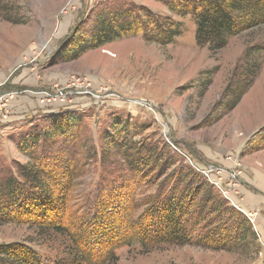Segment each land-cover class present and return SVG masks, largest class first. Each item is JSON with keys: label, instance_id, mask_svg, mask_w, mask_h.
Returning <instances> with one entry per match:
<instances>
[{"label": "rangeland", "instance_id": "374dc122", "mask_svg": "<svg viewBox=\"0 0 264 264\" xmlns=\"http://www.w3.org/2000/svg\"><path fill=\"white\" fill-rule=\"evenodd\" d=\"M101 1L115 0H0V178L17 175L20 165L33 161L19 150L26 136L42 128L48 118L74 112L85 118L75 152L78 156H74L81 174L73 182L68 204L72 218L85 217L102 176L114 167L101 164L100 140L116 118L121 119L124 149L167 145L171 154H167L164 169L176 163L167 173L160 169L162 164L156 169L151 165L135 181L133 218L143 215L163 187L170 189L167 177L175 168H190L201 175L188 158L195 166H230L227 158L231 156L242 167L243 193L247 177L264 184V26L230 38L222 50L211 51L197 44L194 18L174 16L185 32L169 46L148 43L139 35L90 50L75 61L59 60V49ZM130 1L169 15L153 0ZM257 62L259 68L254 67ZM73 78L87 79L91 96H66L71 90H62L63 85ZM48 90L66 103L55 110L41 106L39 94ZM73 97L77 99L72 101ZM164 151L169 152L167 147ZM132 153L129 150L128 157L133 159ZM205 183L223 199L208 180ZM201 200L189 218L190 229L198 219L195 213ZM240 203L249 213L245 200ZM9 213L17 215L16 210ZM255 214L251 222L255 239L233 251L210 250L194 243L143 247L135 241L115 251L116 261L106 259L101 264H264L258 237L259 233L264 238L260 224L264 207ZM49 234L25 218L0 222V244L20 243L51 263L69 262L72 247L68 238Z\"/></svg>", "mask_w": 264, "mask_h": 264}, {"label": "trees", "instance_id": "16d2710c", "mask_svg": "<svg viewBox=\"0 0 264 264\" xmlns=\"http://www.w3.org/2000/svg\"><path fill=\"white\" fill-rule=\"evenodd\" d=\"M153 1L164 6L169 15L130 0L99 2L59 49V60L75 61L90 50L139 35L148 43L169 46L185 32L183 23L174 16L194 18L197 44L211 51L222 50L230 38L264 26V0ZM255 64L256 68L261 65ZM54 117L20 144L19 150L33 161L19 166V178L11 173L0 178V222L25 218L47 233L65 235L72 247L69 262L51 263L33 248L14 243L0 244V264H101L106 259L116 261L115 251L135 241L143 247L194 243L210 250L233 251L246 240L255 239L249 219L231 208L190 168H175L167 177L170 189L163 187L143 215L133 218L138 189L135 181L142 179L151 165L156 169L162 164L160 169L167 173L176 163L164 169L167 154H171L167 145L161 149L141 144L129 149L134 157H128L129 150L120 142L124 131L117 118L100 140L101 164L114 167H108L102 176L85 217L72 218L68 204L73 182L81 174L74 156H78L75 152L83 137L85 116L61 112ZM109 147L111 152L106 151ZM201 197L195 213L198 219L190 229L189 218ZM13 210L16 216L10 215Z\"/></svg>", "mask_w": 264, "mask_h": 264}, {"label": "built area", "instance_id": "2783aa9c", "mask_svg": "<svg viewBox=\"0 0 264 264\" xmlns=\"http://www.w3.org/2000/svg\"><path fill=\"white\" fill-rule=\"evenodd\" d=\"M65 86L62 90H71V92L66 94L70 96H77V97H89L91 96V83L84 79L81 80H75L73 78L70 80L67 84L63 85ZM74 87H78V90H73ZM40 93L41 96V106H44L48 109L55 110L58 108V106L62 103H66V101H61V97L53 94L51 90H48L47 92ZM60 95L62 97L63 93L61 92ZM7 98H11V95H7ZM76 98L73 97L72 101H75ZM44 99H46V104L44 102ZM8 100V99H6ZM67 100V99H66ZM72 102L71 99H68V102ZM68 104V103H67ZM98 108L99 105L96 104ZM175 148V147H174ZM176 149V148H175ZM177 150V149H176ZM227 161L230 162V166L226 165H217V164H207L206 167H201L199 165H194L193 161L188 158V162L192 165V167L201 174V176L210 182L212 186H214L223 196V199L229 204V206L233 207L234 209L244 213L250 220V222L254 223V217L253 213H246L244 209L240 206V202L244 200V193H243V181H241L242 176V170L241 166L233 160V158L230 156L227 158ZM231 162L234 164H231ZM232 165V166H231ZM243 193V194H242ZM264 235V234H263ZM258 237H260L261 246L264 248V238L261 237L258 233Z\"/></svg>", "mask_w": 264, "mask_h": 264}, {"label": "crops", "instance_id": "0c3cea01", "mask_svg": "<svg viewBox=\"0 0 264 264\" xmlns=\"http://www.w3.org/2000/svg\"><path fill=\"white\" fill-rule=\"evenodd\" d=\"M1 122L2 121L0 119V123ZM245 185H246V190L244 192L245 205L249 213H254V211H256L257 209H262V207H264V184L260 183L259 180H257L256 178L250 179L247 177L245 181ZM253 186L258 188H255V190H253ZM261 218L262 219L260 224H261V228L264 231V215L261 216Z\"/></svg>", "mask_w": 264, "mask_h": 264}, {"label": "bare ground", "instance_id": "6f19581e", "mask_svg": "<svg viewBox=\"0 0 264 264\" xmlns=\"http://www.w3.org/2000/svg\"><path fill=\"white\" fill-rule=\"evenodd\" d=\"M138 104V103H137Z\"/></svg>", "mask_w": 264, "mask_h": 264}]
</instances>
